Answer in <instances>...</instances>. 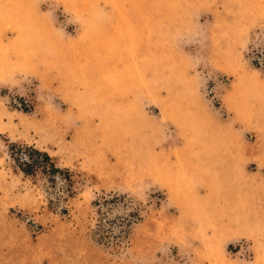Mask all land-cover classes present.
<instances>
[{"label":"rangeland","instance_id":"1","mask_svg":"<svg viewBox=\"0 0 264 264\" xmlns=\"http://www.w3.org/2000/svg\"><path fill=\"white\" fill-rule=\"evenodd\" d=\"M167 82L193 140L264 143V0H0V264H264V164L217 157L196 200Z\"/></svg>","mask_w":264,"mask_h":264},{"label":"crops","instance_id":"2","mask_svg":"<svg viewBox=\"0 0 264 264\" xmlns=\"http://www.w3.org/2000/svg\"><path fill=\"white\" fill-rule=\"evenodd\" d=\"M178 89H173V85L167 82V85L163 87L161 91V95L163 96V100L161 101L160 107L162 110L161 116L159 114H153V117L161 118L163 122L167 125L168 130V139L167 144L170 146L168 147L167 151L163 153H167V159L170 163L174 166V168H178L181 165L184 168L182 174L184 178L187 180L192 187V193L196 200H204L211 192V185L209 183V179L215 177L216 170L220 169L217 162V157L221 158V162L224 167H228V163H232L235 159L234 163L236 164L235 154L239 157L244 156L245 154L248 155L250 152L252 156H256L257 158V169L253 170L252 173L255 177H259L262 175L261 173V164L262 159L260 158V153L264 154V143L258 142H244V145L247 146H240L236 145V141L233 142H226L222 146H218L219 142L214 139H210L208 137H200L193 140L192 133L190 130L189 125H185L184 123L179 122L177 119L173 118L171 115V110L173 108V102L175 97L179 94ZM210 109L216 113V115L221 120H225L228 118L227 115L220 112L217 106L208 104ZM167 137V136H165ZM192 144V145H191ZM193 147L194 155L198 156L199 164L198 168L189 169L187 164L183 165V160L181 158V152L186 148ZM166 148V147H165ZM250 151V152H249ZM206 155L207 158L203 160V156ZM241 158V157H240ZM228 159V161H226ZM189 161V160H188ZM226 165V166H225ZM261 166V167H260ZM205 171V172H204ZM194 172L198 173L195 175ZM206 175V178H205ZM161 185L164 186L168 191V198H166V202L169 206L173 208H177L179 210L184 208V206H188V202L180 196V191L177 190V187L174 184L166 181H162ZM223 221H227L228 217H223Z\"/></svg>","mask_w":264,"mask_h":264},{"label":"trees","instance_id":"3","mask_svg":"<svg viewBox=\"0 0 264 264\" xmlns=\"http://www.w3.org/2000/svg\"><path fill=\"white\" fill-rule=\"evenodd\" d=\"M17 149L19 150V147H17ZM24 149L26 150L27 157L30 159V161H23V167L21 169L24 172H29L36 167H40L42 170L47 171L48 173L59 171L54 163L50 161V158L46 153L36 150L32 147L21 148L20 152Z\"/></svg>","mask_w":264,"mask_h":264}]
</instances>
